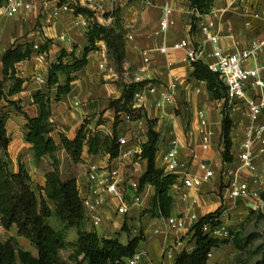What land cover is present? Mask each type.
Here are the masks:
<instances>
[{"label":"crops","instance_id":"obj_1","mask_svg":"<svg viewBox=\"0 0 264 264\" xmlns=\"http://www.w3.org/2000/svg\"><path fill=\"white\" fill-rule=\"evenodd\" d=\"M31 8L21 10L13 17H7L0 11V82L3 81L2 56L6 51L17 45L31 44L33 54L30 60L16 65L17 76L24 79L22 91L9 99L17 102L30 117L38 115V107L34 104V96L38 92L47 93L49 90L40 83L41 78H46L50 66L56 62L61 50L74 53L81 58L90 46L87 38V29L90 23H85L83 18L62 10V5L67 1L73 2L80 8H87L85 0H22ZM150 4L141 2L130 3L129 0H106L103 7L116 12L121 20L125 42V62L123 69L128 76V81L146 82L142 90L140 109L144 118L132 122L127 115L121 113L119 121L121 127L116 131L120 138H125L127 144L120 148L116 159L109 156L89 155L85 148L82 162L79 164L83 171L79 174L77 183L85 184L86 172L89 167L103 168L110 166L119 177H136L140 179L147 170V162L135 155L141 153V144L147 141L149 130L148 121L155 122L154 130L159 133L162 140L156 156V164L162 169V157L170 148L171 142L176 140L179 145V159L182 164L175 175V185L170 194L174 198V206L170 217L185 219L188 229L196 223L191 217L201 219L215 213L220 208H232L236 204H245L253 210L256 201L252 199H231L227 194L224 169L237 168L238 148L245 137L242 115L230 111L229 116L233 122V162L224 163L222 158V105L223 101L212 100L209 96L207 84L198 81L192 66L186 62V52L183 50H169L162 54L159 50L163 47L170 48L174 43L182 40H191L196 45H203L207 53L212 52V45L198 28L191 32L189 0H149ZM236 0H214L213 8L208 15L202 17L215 18V33L219 36V45L224 52L237 53L248 49L264 34V19H256L253 13L258 7L257 0H246V3L236 7ZM168 4L173 13L170 17L171 24L167 31L161 29L163 7ZM115 21V18H114ZM113 21V23H114ZM111 24V26L113 25ZM230 30V31H229ZM50 41L48 51L39 54L41 45ZM38 48V49H37ZM107 48L104 42L97 44V50L91 51L88 56L87 66L72 75L69 94L61 97L59 102L52 105V122L55 130L51 133L53 140L59 144L60 137L69 140L75 139L78 131L86 122L87 128L112 136L114 133L116 114L110 108V102L120 99L122 95L118 76L112 67L101 68L100 65L107 61ZM148 65L144 71L141 69ZM264 65V51L256 61L249 63L250 67ZM64 78H61L63 83ZM11 82L4 86L8 89ZM165 93L173 94V103L164 109L155 108V103ZM55 96V90L52 91ZM225 105V104H224ZM201 115L206 119V125H201ZM6 129L11 138L7 149V160L14 172L23 166L31 175L34 184L44 187V172L33 161L31 145L24 140V126L26 120L22 114L10 113ZM102 119L103 123L97 121ZM245 120H247L245 118ZM248 121V120H247ZM96 122V123H95ZM239 124L241 128H236ZM210 135L209 143H203V136ZM130 152L127 156L126 153ZM66 154L64 150L59 151ZM4 156V153H1ZM48 157L43 158L45 160ZM206 161L216 166L217 175L211 181L198 188H185L183 177L186 174H198V164ZM222 186L226 188L222 191ZM143 204L130 208L126 217L116 214L115 208L119 200L106 199L104 206L103 224L99 231L94 230L86 222L81 224L85 232H96L106 238H118L126 244L129 238L122 229L127 224L129 228L139 229L144 233L145 241L140 244L138 264H174L173 260L164 259V251L172 246L177 239H183L184 244L175 249L177 257L183 251V246H188L190 236L184 235L186 231H170L163 227L160 233L155 234L161 219L149 213L152 199L157 195L156 190L148 186L143 192ZM131 194L125 200L131 203ZM52 206V205H50ZM53 208V207H52ZM71 231L73 229H70ZM68 230V231H70ZM129 230V229H128ZM130 231V230H129ZM16 230L6 232L8 237H15L25 249L32 251L30 244L16 237ZM131 233V232H130ZM7 237V238H8ZM189 245H192L191 243Z\"/></svg>","mask_w":264,"mask_h":264},{"label":"trees","instance_id":"obj_2","mask_svg":"<svg viewBox=\"0 0 264 264\" xmlns=\"http://www.w3.org/2000/svg\"><path fill=\"white\" fill-rule=\"evenodd\" d=\"M2 1L0 0V5ZM139 1L142 0H129L130 3ZM213 3L214 0H189L191 32L196 31L200 18L211 12ZM74 11L75 15L86 17L94 15L87 8L75 7ZM113 17L115 21L112 26H103L96 21L90 23L86 33L90 46L81 58H77L74 53L60 51L47 75L46 87L49 91L38 92L34 96V104L38 107L36 117H30L17 102L9 99L22 91L24 79L17 76L16 65L30 60L33 54L32 45H17L2 56V83L10 81L11 84L7 92L3 91L2 84L0 87V228L5 232L15 229L16 237L26 240L36 253L25 250L15 237H8L4 241L0 237V264H67L60 256V251L66 248L71 249L70 261L74 264H127L126 262L136 255L140 244L145 241L142 233L129 238V241L123 244L118 238H106L96 232L83 231L81 224L84 222L85 212L78 193L77 181L75 179L64 181L58 170L59 163L55 156L61 150H64L74 163L82 161L85 148L89 155L109 156L110 159H116L120 154V137L116 130L112 136L105 135L87 128L85 122L73 140L61 135L60 143L57 144L51 137V133L55 130L52 122L53 103L59 102L62 96L70 93L72 75L87 66V56L91 51L97 50L99 42L105 43L107 54L113 59L116 71L122 72L125 62V31L121 26L119 15L113 12ZM49 45L50 41L41 45L38 53L47 52ZM192 68L195 78L207 84L212 100L220 102L226 100V86L217 74L211 72L202 62L194 63ZM61 78H64V83H61ZM145 85L146 82H132L121 87L120 99L110 102V108L114 109L116 114V122L119 121L121 113L127 115L132 122L144 118L142 109L133 108V100ZM53 90L55 96H52ZM2 100L5 101L6 107L1 106ZM4 108L13 109L24 116L26 120L24 140L31 145L34 163L38 165L45 157L54 159L53 169L44 175V187L38 189L39 196L33 190L34 181L26 169L20 166L18 172H14L6 158L11 142L6 124L11 116L10 113L4 112ZM222 114L224 117L221 134L222 158L224 163H232L233 122L228 112L223 110ZM154 125V121H148L147 141L141 144V153L135 155V158L147 162V170L139 179V190L143 192L146 187H153L157 195L151 201L149 213L153 217L169 218L174 206V198L170 190L175 185L177 177L157 167L156 156L162 137L154 130ZM1 153H4V156ZM219 214L220 210H217L199 219L189 232L194 251L179 254L175 264H207L208 254L219 246L220 240L204 234L203 227L209 223L218 226L217 220L222 216V214L218 216ZM51 218L57 219L62 224L61 230H55L48 224ZM70 229L77 231L75 242L66 241L65 233ZM122 231L127 232L128 228L124 226ZM234 242H237L239 248L241 247L237 240ZM259 264H264V254Z\"/></svg>","mask_w":264,"mask_h":264},{"label":"built area","instance_id":"obj_3","mask_svg":"<svg viewBox=\"0 0 264 264\" xmlns=\"http://www.w3.org/2000/svg\"><path fill=\"white\" fill-rule=\"evenodd\" d=\"M90 11L94 13L93 17L76 15L83 18L85 23L98 22L103 26H111L114 21L113 11L106 10L103 3L106 0H85ZM145 4H150L149 0H142ZM258 7L253 13L256 19H264V0H257ZM246 3V0H236L235 6L239 7ZM68 3L62 5V10H68ZM30 6L22 0H3L0 5V11L7 17H13L21 10L28 11ZM173 13L172 8L165 4L163 7V18L161 21V29L167 31L171 24L170 17ZM216 21L213 16L202 19L200 18L198 28L199 31L207 37V40L212 45V52L207 53L203 45H196L191 40H182L174 43L170 48L163 47L159 50L160 53L166 54L169 50L186 52V62L189 66L194 63L202 62L208 69L217 74L219 79L224 83L227 89V98L224 104L230 111H237L245 116L248 120V125L245 127V137L238 148L237 168H229L221 171L224 173L227 184V194L231 199H252L256 201V205L262 204L258 188L261 185V175L259 173L256 160L258 156L264 155V65L250 67L251 61H256L264 51V34L254 42L248 49L237 53L224 52L219 45V36L215 33ZM230 31V30H229ZM38 49V48H37ZM148 60L145 59V66L141 69L144 71L148 65ZM105 67V58L100 65ZM40 83L43 86L47 85V77L41 78ZM173 94L165 93L160 100L155 103V108L158 110L164 109L167 105L173 103ZM142 94L137 93L133 100V108L140 109ZM201 125H206L204 115H201ZM210 139L209 134L203 136V143L208 144ZM127 141L125 138L119 139L120 148L125 146ZM179 145L176 140L171 142L170 148L162 157V170L167 174H176L182 164L179 159ZM127 156L130 155L128 151ZM264 172V171H263ZM217 175L216 166L203 161L198 164V174H186L183 177V185L185 188H198L204 183L214 179ZM86 181L84 185L77 183L78 193L83 204L85 219L84 222L90 224L94 230L100 229L103 224L104 204L106 199L119 200L120 203L116 206L115 212L121 217H126L129 210L133 206H141L143 204V196L139 190V179L136 177H119L118 174L110 166L103 168L89 167L86 172ZM130 192L131 203L125 200L126 195ZM249 209V207L247 206ZM259 208L253 205V210ZM158 228H155L154 233H160L165 227L170 231L183 232L188 235V229L185 219L178 217L160 218ZM191 220L197 223L199 219L196 216L191 217ZM125 226L131 233L139 235L142 233L139 229L129 228ZM203 233L211 238L218 240L228 239L230 233L224 227L212 226L206 224L203 227ZM144 237L146 236L142 233ZM184 244L183 239H177L172 246H169L164 251L163 258L173 260L175 264L176 256L175 249ZM194 251V245L183 246V251L191 253ZM181 252V253H182ZM212 258V254H208V261ZM139 254L128 260L127 264H138ZM164 264V262L162 263Z\"/></svg>","mask_w":264,"mask_h":264},{"label":"rangeland","instance_id":"obj_4","mask_svg":"<svg viewBox=\"0 0 264 264\" xmlns=\"http://www.w3.org/2000/svg\"><path fill=\"white\" fill-rule=\"evenodd\" d=\"M66 1V0H65ZM141 2V1H139ZM69 7L68 10L65 12L74 14L75 7H79L75 5L72 1H67ZM143 3V2H142ZM107 61L105 65L107 67H112L115 73L118 76L119 86L122 87L125 84H129L128 76L125 74L126 72L122 69V72L118 73L116 71V66L114 64L113 59L107 54L106 55ZM105 68V67H104ZM64 83V81H63ZM3 91L7 92L6 82L2 83ZM122 91V90H121ZM142 92V91H141ZM1 93V89H0ZM1 96V95H0ZM1 106L6 107V103L4 100L1 101ZM5 113H12L13 115L16 112L10 108L3 109ZM221 110H225L226 112H230V109L223 104ZM243 119V126L246 127L248 125V121L245 120V116H241ZM103 120L100 118L98 122H102ZM96 123V122H95ZM103 123V122H102ZM122 122L118 121L113 124L114 131H118L121 127ZM236 128H241L239 124L236 125ZM56 160L58 161V170L60 175L64 181L75 179L77 181L79 174L83 171V168L79 166L80 163H74L71 158H69L66 154H62L58 152L56 154ZM53 158H46L40 162V169L44 172V174L48 171L53 169ZM256 164L259 170V173L262 174L261 177V185L258 188V193L260 195L262 204L261 207L257 208L256 210L248 209L245 204H236L232 208L223 207L220 208L221 218H218L217 224L219 227H224L230 233L228 239L220 240V244L216 249L211 251L212 258L207 262V264H259V262L263 258L264 254V155L258 156L256 160ZM227 187V186H226ZM222 186L223 189L226 188ZM39 186L33 185V190L36 192L37 196H39ZM224 192V191H223ZM48 224L53 227L55 230H61L62 224L55 218H51L48 220ZM101 229V228H100ZM100 229H97L99 231ZM126 236L128 238H133L138 235L130 233L128 230L126 232ZM0 237L4 241L7 239L8 235L6 232L0 228ZM65 238L67 242H75L77 239V231L73 229L72 231H66ZM190 240V238H189ZM237 240L241 245L239 248L237 246ZM187 245L190 244V241L186 243ZM32 252L36 253L33 248ZM71 249L66 248L60 251V256L63 262L67 264H74L70 261Z\"/></svg>","mask_w":264,"mask_h":264}]
</instances>
